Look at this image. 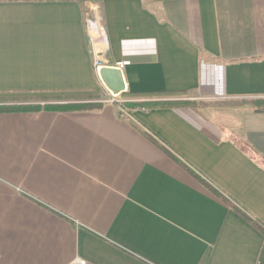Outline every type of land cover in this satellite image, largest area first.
I'll return each instance as SVG.
<instances>
[{
  "label": "crops",
  "instance_id": "crops-1",
  "mask_svg": "<svg viewBox=\"0 0 264 264\" xmlns=\"http://www.w3.org/2000/svg\"><path fill=\"white\" fill-rule=\"evenodd\" d=\"M92 8L127 120L102 103ZM252 100L264 0H0V264H264L261 231L207 188L264 227Z\"/></svg>",
  "mask_w": 264,
  "mask_h": 264
},
{
  "label": "built area",
  "instance_id": "built-area-1",
  "mask_svg": "<svg viewBox=\"0 0 264 264\" xmlns=\"http://www.w3.org/2000/svg\"><path fill=\"white\" fill-rule=\"evenodd\" d=\"M85 28L90 43V50L93 56V68L104 65L100 59L102 48L107 45L106 33L102 27L99 17L94 13L93 8L89 9L84 16ZM123 69L124 63L117 66ZM104 104L112 105L117 109L119 118L129 119V110L126 108V101L119 98H112L109 95L102 101ZM77 264H85L84 261H76Z\"/></svg>",
  "mask_w": 264,
  "mask_h": 264
},
{
  "label": "water",
  "instance_id": "water-1",
  "mask_svg": "<svg viewBox=\"0 0 264 264\" xmlns=\"http://www.w3.org/2000/svg\"><path fill=\"white\" fill-rule=\"evenodd\" d=\"M95 72L99 83L110 97L119 98L127 94L126 80L120 68L102 65L97 67Z\"/></svg>",
  "mask_w": 264,
  "mask_h": 264
},
{
  "label": "trees",
  "instance_id": "trees-1",
  "mask_svg": "<svg viewBox=\"0 0 264 264\" xmlns=\"http://www.w3.org/2000/svg\"><path fill=\"white\" fill-rule=\"evenodd\" d=\"M127 95V94H126ZM126 95H123V97H125ZM252 106L254 107L255 110L258 111H264V101H255L251 103ZM184 106H197L196 104H188L186 102H184L183 104ZM136 106H140V105H136ZM89 106H81V107H75L76 109H82V108H88ZM207 188L218 198L221 199V201H223L224 203H226L227 205L231 206L233 209H235L237 212H239L241 214V216L245 217V219H247L251 224H253L256 228H258L261 233L264 236V227L259 225V223H257L256 221L252 220L249 216H247L245 213H243L242 211H240L238 208H236L235 206L231 205L230 202H228L225 198L221 197L217 192H215L214 190L210 189V187L207 186Z\"/></svg>",
  "mask_w": 264,
  "mask_h": 264
},
{
  "label": "rangeland",
  "instance_id": "rangeland-1",
  "mask_svg": "<svg viewBox=\"0 0 264 264\" xmlns=\"http://www.w3.org/2000/svg\"><path fill=\"white\" fill-rule=\"evenodd\" d=\"M123 97V96H122ZM248 101V100H247ZM255 101H264V100H252L251 102H255ZM249 103V101H248Z\"/></svg>",
  "mask_w": 264,
  "mask_h": 264
}]
</instances>
